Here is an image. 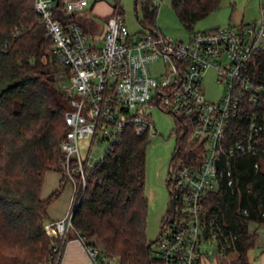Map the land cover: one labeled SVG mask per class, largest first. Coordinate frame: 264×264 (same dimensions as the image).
<instances>
[{
  "label": "built area",
  "instance_id": "2783aa9c",
  "mask_svg": "<svg viewBox=\"0 0 264 264\" xmlns=\"http://www.w3.org/2000/svg\"><path fill=\"white\" fill-rule=\"evenodd\" d=\"M96 1L35 0L39 22L60 62L69 68L71 82L64 87L71 107L65 114L68 129L60 148L61 172L73 185V197L64 217L46 221V232L63 243L73 228L78 189L86 187L88 168L93 166L89 164L92 145L84 159L80 142L95 141L100 131L106 133L109 147L102 159L127 125L151 138L157 133L151 108L158 106L180 119L183 129L176 132L178 138L187 134L189 142L201 146L195 161L170 165L173 209L157 241L158 264H200L201 213L207 193L218 187L226 171L231 175L233 157L264 158V79L258 81L248 66L264 45V19L261 24L243 22L237 27L193 31L187 41L159 30L140 31L136 37L117 5L102 33H88L73 14ZM144 1L158 7L161 0ZM154 64L162 67L159 76L150 68ZM210 68L216 70L223 88L217 99H209L203 88ZM79 239L91 264L115 263L97 246ZM65 245L53 241L55 264Z\"/></svg>",
  "mask_w": 264,
  "mask_h": 264
},
{
  "label": "trees",
  "instance_id": "16d2710c",
  "mask_svg": "<svg viewBox=\"0 0 264 264\" xmlns=\"http://www.w3.org/2000/svg\"><path fill=\"white\" fill-rule=\"evenodd\" d=\"M221 2L172 0V5L182 24L193 31L194 24L217 10ZM157 9L144 1L142 32L159 30ZM73 17L86 32L99 29L88 13ZM56 64L69 74L39 22L35 0H0V264H55L53 241L64 247L71 238L68 234L62 243L45 229L47 208L66 186L67 177L62 176L50 196L41 194L47 170L62 171L60 142L68 129L65 114L70 97L58 82ZM248 66L263 81L264 45ZM180 136L171 157L173 165L195 161V151L201 147L189 142L187 134ZM150 142L147 134H137L133 125H127L113 148L88 168L86 187L73 212L78 236L114 258V264L159 261L153 246L159 237L151 240L147 235ZM230 168L231 175L226 171L204 199L202 238L204 243L215 238L222 252H238L230 264H249L248 251L257 236L251 224H264V158L235 156Z\"/></svg>",
  "mask_w": 264,
  "mask_h": 264
},
{
  "label": "rangeland",
  "instance_id": "374dc122",
  "mask_svg": "<svg viewBox=\"0 0 264 264\" xmlns=\"http://www.w3.org/2000/svg\"><path fill=\"white\" fill-rule=\"evenodd\" d=\"M103 2H107L109 5H119L130 31L135 33L136 37L139 36V32L144 28L142 22L144 0H103ZM104 5L105 7L107 6L106 4ZM263 11L264 0H222L217 10L194 24L193 30L199 31L228 25L237 27L242 22L261 24L264 19ZM82 13H88L90 16L95 17L100 26H103L104 18L95 16L89 11V7ZM156 23L160 32L174 39L187 41L192 33L180 21L178 14L173 8L172 0L160 1ZM56 67L58 68L55 74L59 84L63 87L70 85L71 82L67 70L59 64H56ZM150 68L155 75L159 76L158 71L162 69L159 64L150 65ZM203 88L209 99H217L221 95L223 88L217 81L214 68H210L206 72ZM151 113L157 133L151 137L147 151L146 194L149 198L147 235L151 240H156L160 236L163 222L168 215L171 204V193L167 181L171 175L170 160L177 145L178 137L176 132L179 129V124L176 115L163 111L158 106L152 107ZM106 136V133L100 131L95 141L92 138H88L80 142L84 159L87 158V150L92 145L89 164L94 165L106 152L109 147V141ZM54 190L55 187H51L49 182L44 186L43 195L48 197ZM80 193L81 189H78V197ZM72 197L73 185L67 182L61 193L55 197L49 206L52 205V208L56 210L62 209L67 201L70 203ZM206 245L209 246V249L216 250L215 238L206 241ZM153 246L157 250V244Z\"/></svg>",
  "mask_w": 264,
  "mask_h": 264
},
{
  "label": "crops",
  "instance_id": "0c3cea01",
  "mask_svg": "<svg viewBox=\"0 0 264 264\" xmlns=\"http://www.w3.org/2000/svg\"><path fill=\"white\" fill-rule=\"evenodd\" d=\"M104 4H106L107 6L105 7ZM115 6V4L109 5L107 4V2H103V0H97L96 2H94L89 7V11H91L95 16L104 18L103 26L101 27L100 24L97 22L96 18L88 14L89 17L93 21L98 23L99 26V29H97L96 31L89 30L88 33H102L105 29L106 19L113 12ZM79 14L83 15L85 13L81 12ZM62 176V172L58 169L47 170L42 186V197H46V195H43V189L45 184H48L50 182L51 187H55L56 189L60 184ZM69 205L70 203H68L67 201L66 205L62 209L58 210L52 208V205H50L48 207V220L59 219L64 217L68 211ZM251 229L257 231V236L255 239V244L248 251V257L250 262L249 264H264V224L252 223ZM69 235L71 238L65 245L60 264H91L87 252L84 249V244L79 239L77 231L75 229H72ZM237 257L238 252L236 251H230L228 253H225L220 251L217 245L216 250H211L209 249V246H205L204 243L202 247V260L200 264H230L231 261L236 259Z\"/></svg>",
  "mask_w": 264,
  "mask_h": 264
},
{
  "label": "water",
  "instance_id": "95a60500",
  "mask_svg": "<svg viewBox=\"0 0 264 264\" xmlns=\"http://www.w3.org/2000/svg\"><path fill=\"white\" fill-rule=\"evenodd\" d=\"M170 165H171V160H170ZM173 220V217L171 218V221Z\"/></svg>",
  "mask_w": 264,
  "mask_h": 264
}]
</instances>
